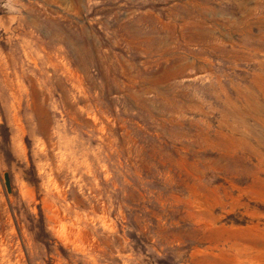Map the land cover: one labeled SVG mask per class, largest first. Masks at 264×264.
Listing matches in <instances>:
<instances>
[{"label": "rangeland", "instance_id": "rangeland-1", "mask_svg": "<svg viewBox=\"0 0 264 264\" xmlns=\"http://www.w3.org/2000/svg\"><path fill=\"white\" fill-rule=\"evenodd\" d=\"M0 264H264V0H0Z\"/></svg>", "mask_w": 264, "mask_h": 264}, {"label": "water", "instance_id": "water-1", "mask_svg": "<svg viewBox=\"0 0 264 264\" xmlns=\"http://www.w3.org/2000/svg\"><path fill=\"white\" fill-rule=\"evenodd\" d=\"M4 180H5V185L7 188V193L10 194L11 191H13V189H12V184H11L9 174H7V173L4 174Z\"/></svg>", "mask_w": 264, "mask_h": 264}]
</instances>
